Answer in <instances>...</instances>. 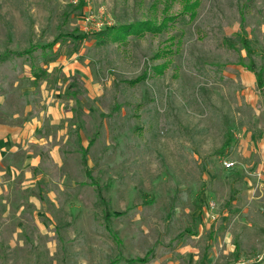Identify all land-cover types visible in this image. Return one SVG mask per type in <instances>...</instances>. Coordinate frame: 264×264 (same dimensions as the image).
<instances>
[{"label": "rangeland", "instance_id": "374dc122", "mask_svg": "<svg viewBox=\"0 0 264 264\" xmlns=\"http://www.w3.org/2000/svg\"><path fill=\"white\" fill-rule=\"evenodd\" d=\"M32 119L0 264H264V0H0L1 139Z\"/></svg>", "mask_w": 264, "mask_h": 264}, {"label": "crops", "instance_id": "0c3cea01", "mask_svg": "<svg viewBox=\"0 0 264 264\" xmlns=\"http://www.w3.org/2000/svg\"><path fill=\"white\" fill-rule=\"evenodd\" d=\"M62 116H65V118H71L72 112L68 111V110L66 111L65 114H61L59 112L58 113L56 112V115L54 116V118H60ZM42 122H43V120H42ZM38 125H40V122L38 121V119L37 120L32 119L29 123H25L20 129L18 127H14V125L4 126L3 131L5 133H9V132L13 133L17 129L19 132V136L16 138V140H14L15 135L10 136L9 138L7 137V138H2V139L0 137V167H1L0 168V200L2 197L6 198V200H7L8 196L11 195L10 191H12V183L7 182V181L15 179L17 176L16 175L17 171H13L12 170L13 167L11 165H6V164L4 165L3 164L4 158H6V156L11 152L17 153V151L23 150L26 142L32 143L34 141V142H37L39 146H42L46 143H51V141H52L51 139L49 140L48 138H45L42 136H36V130L39 127ZM29 138L31 139V141H28ZM18 142H20L19 145H18ZM54 156H55V154H54ZM39 158H40L39 156H34V158L32 157L31 158L32 162L30 164H32L33 162L37 164V162H38L37 160H39ZM30 164L28 163V165L25 166V168H24L25 171L30 169V167H31ZM25 175L28 178V175L26 173H25ZM16 185H17V182L15 183V186ZM6 200H4V203H6ZM23 208L24 207H0V212H2V215L0 214V219L2 220L0 222L3 223L2 228L7 226L5 217H7L6 213L8 210L9 211L12 210L14 212H17L18 216H21V214L24 210ZM14 222L12 221V223H13L12 227L16 228L15 231H19L20 228H22L23 221L19 217V220L15 223ZM139 259H145L144 261H142L143 263L148 261L147 257H142Z\"/></svg>", "mask_w": 264, "mask_h": 264}, {"label": "trees", "instance_id": "16d2710c", "mask_svg": "<svg viewBox=\"0 0 264 264\" xmlns=\"http://www.w3.org/2000/svg\"><path fill=\"white\" fill-rule=\"evenodd\" d=\"M150 24V23H149ZM133 25H129V26H122V27H114V26H112V27H109L107 30H106V33H103L102 35H108V36H110V35H113V34H116V32H118V33H122V29H124L125 31H124V34H126V35H129L130 34V30L129 29H131V27H132ZM150 29V28H149ZM158 30V29H157ZM155 31V30H154ZM117 33V34H118ZM114 40H118V37L117 38H115ZM142 79H144V77L142 78V77H140V79H138V80H136V81H131L130 83H135V82H139V81H141ZM98 192H99V194H100V196H101V193H100V191L98 190ZM103 199V198H102ZM110 210L109 209H105L104 210V217H105V219L107 220V221H109L110 219ZM115 215H121V213L120 212H117V213H114ZM145 259H138V261H144Z\"/></svg>", "mask_w": 264, "mask_h": 264}, {"label": "built area", "instance_id": "2783aa9c", "mask_svg": "<svg viewBox=\"0 0 264 264\" xmlns=\"http://www.w3.org/2000/svg\"><path fill=\"white\" fill-rule=\"evenodd\" d=\"M225 166H226L227 168H231V167L234 166V163H233V162H225ZM211 209L213 210L214 207H211Z\"/></svg>", "mask_w": 264, "mask_h": 264}]
</instances>
